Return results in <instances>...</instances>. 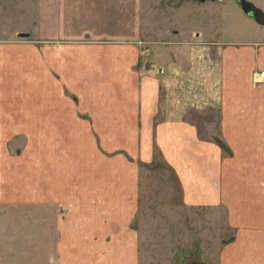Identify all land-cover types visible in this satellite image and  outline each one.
<instances>
[{"label": "crops", "instance_id": "obj_1", "mask_svg": "<svg viewBox=\"0 0 264 264\" xmlns=\"http://www.w3.org/2000/svg\"><path fill=\"white\" fill-rule=\"evenodd\" d=\"M232 2L238 11H224L221 5L215 8L218 18L211 13L216 22L209 35L197 29L146 47L138 37L130 38L126 46L102 44L100 62L95 64L98 90L113 81L114 93L136 95V101L127 106L112 103V120L99 121L101 131H95L94 145L99 164L86 162L73 171L67 161L71 149L51 148V161L37 147L31 168L25 167L27 179L4 178L1 203L32 205L41 212L47 208L53 215L29 219L0 215L2 223L12 222L14 228L11 241L0 242L4 245L0 264H171L166 255L177 253L184 243L178 231L174 235L176 227L169 229L168 218L178 221L184 206L224 215L223 230L209 217L213 231H219L216 259L209 264H264V83H254V75L264 71V34L256 27L262 25L245 15L236 0ZM131 8L128 28H136L137 12ZM233 12L242 27L225 34L221 26ZM171 35L179 37L181 32ZM31 62L36 73V59ZM66 105L47 108L41 123L37 118L32 142L70 143L73 135L89 140L87 128L73 131ZM205 125L207 136H202ZM153 152L175 176L169 202L175 211L142 216L139 207L153 206L145 198L153 187L143 186L139 174ZM105 154H111L115 164L105 165ZM104 178L108 184L101 181ZM24 183L30 184L28 200L21 192ZM79 183L95 185L98 195L85 198L87 192L74 185ZM105 189L110 191L103 197ZM139 217L145 226L139 225ZM144 232L147 242L141 239ZM24 234L33 245L25 247ZM39 248L45 262H39ZM143 252L151 256L140 259Z\"/></svg>", "mask_w": 264, "mask_h": 264}, {"label": "rangeland", "instance_id": "obj_2", "mask_svg": "<svg viewBox=\"0 0 264 264\" xmlns=\"http://www.w3.org/2000/svg\"><path fill=\"white\" fill-rule=\"evenodd\" d=\"M248 1L256 4L255 6L264 12V0ZM221 5L225 7L220 9L238 11L232 0H0V184L3 183L4 178L6 181L23 176V179H27L25 167L31 168L32 151L37 147H40L39 151L43 150L45 157H49L51 161L53 155L51 148L59 149L65 146L66 149H71V159L67 161L71 162L73 171L85 166L86 162L92 166L96 165L94 145L96 146L97 140L95 131H101L99 121L112 120V103L121 101L127 106L128 102L136 101V95L114 93L113 81L98 90L95 64L100 62L102 44L126 46L130 38L135 40L138 37L142 42L141 47H146L165 42L163 40L180 39L184 34L197 29L204 30L206 35H209L213 33L216 22V19L211 17V13L216 12L214 14L218 18L219 13L215 8ZM131 7H135L137 12V15H134L137 18L136 28L133 26L128 28V24L132 22L128 14L133 11ZM229 18L231 20H226L221 26L225 34L232 27H242L240 26L242 24H239L240 20L234 18V12ZM117 21L119 22L116 26L114 23ZM256 27L264 34V26ZM244 28L246 29L245 25ZM172 31H179L181 35L175 37L171 35ZM17 34H27V36L22 38ZM31 59L32 61L36 59L35 64L39 66L36 73L31 69ZM67 59L72 60L66 61ZM84 59L85 61H80ZM158 100L159 102L161 100L160 93ZM60 104H67L66 112L70 108L73 131L78 133L80 129L87 128L89 140L80 141L77 140L79 136L73 135L70 143L66 141L53 145L48 141L32 142L36 135L33 134L32 128L37 123V118L41 123L47 118L43 115L47 108L52 105L58 107ZM205 119H208V116H205ZM108 127L111 130V126ZM90 134L93 135V140ZM202 136H207L206 125ZM84 151H87L88 159ZM110 155L105 154V159H102L107 166L115 164L111 163ZM144 165L146 166L141 167L139 179L143 186L150 184L153 187L145 195L153 206L139 207L137 213L148 216L146 214L149 212L157 213L159 210L168 214L174 212V206L169 202L172 197L170 193L174 192L172 188L175 187V176L161 162L156 152H153L151 162ZM28 177L30 180V171ZM101 181L108 184L106 178ZM74 185L81 186L82 193L87 192L85 198L91 199L98 195L95 185L85 186L81 183ZM165 187L169 189L167 191L169 197L167 192L162 191ZM154 188L156 189L153 190ZM109 191L105 189L101 194L104 197ZM21 192L27 200L30 199V184L24 183ZM141 201L146 200L141 198ZM41 211L34 209L32 205L9 206L0 202V215L8 214L13 218L21 216L29 219L31 215L47 218L45 214H52V210L49 212L47 208L44 212ZM182 214L184 216L179 217L178 221L168 218V226L169 229L176 227L174 235L178 231L182 236L183 247L178 248L177 253L166 257L171 264L214 262L215 238L219 231H213L209 217L223 230L224 215L219 213L215 217L207 208L198 210L185 206ZM139 219L141 220L139 225L145 226L142 217ZM11 223L8 221L2 223L0 219V228L3 224L1 228L3 237H0V242L11 241L14 235L10 232L14 229ZM213 233L214 239L210 238ZM23 236L28 238V240L24 238L25 247L33 245L30 236L26 234ZM142 236L141 239L147 242L148 237L145 232ZM3 246L0 245V250ZM42 251L41 248L40 263L45 262L42 259ZM140 256L142 259L150 257L151 254L146 255V252H143ZM155 257L158 258L157 255Z\"/></svg>", "mask_w": 264, "mask_h": 264}, {"label": "water", "instance_id": "obj_3", "mask_svg": "<svg viewBox=\"0 0 264 264\" xmlns=\"http://www.w3.org/2000/svg\"><path fill=\"white\" fill-rule=\"evenodd\" d=\"M236 2L245 15L253 18L257 24L264 26V12L260 8L247 0H236ZM17 36L23 38L27 34H17Z\"/></svg>", "mask_w": 264, "mask_h": 264}, {"label": "built area", "instance_id": "obj_4", "mask_svg": "<svg viewBox=\"0 0 264 264\" xmlns=\"http://www.w3.org/2000/svg\"><path fill=\"white\" fill-rule=\"evenodd\" d=\"M254 83L255 84H263L264 83V71H260L254 75Z\"/></svg>", "mask_w": 264, "mask_h": 264}]
</instances>
